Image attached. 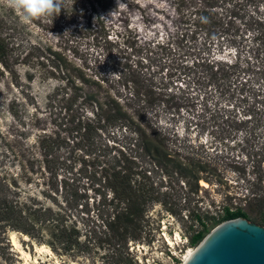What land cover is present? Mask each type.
I'll list each match as a JSON object with an SVG mask.
<instances>
[{
    "label": "rangeland",
    "instance_id": "1",
    "mask_svg": "<svg viewBox=\"0 0 264 264\" xmlns=\"http://www.w3.org/2000/svg\"><path fill=\"white\" fill-rule=\"evenodd\" d=\"M0 46V196L79 231L53 250L48 221L0 228V264H179L225 208L263 225L264 0H64L33 21L0 0ZM114 166L146 196L120 236Z\"/></svg>",
    "mask_w": 264,
    "mask_h": 264
},
{
    "label": "trees",
    "instance_id": "2",
    "mask_svg": "<svg viewBox=\"0 0 264 264\" xmlns=\"http://www.w3.org/2000/svg\"><path fill=\"white\" fill-rule=\"evenodd\" d=\"M111 169V177L107 176L105 178L106 186L113 190L112 200L115 198L118 200L115 208L112 209V214L105 216L104 227L114 236H120V233L127 232V228L134 223V220L141 218L146 196H144L145 190L142 187L134 188L125 181V175L120 168L114 166ZM137 198H140L141 202H136ZM257 199L261 201L260 197ZM236 217L247 218L248 214L241 208L235 210L225 208L224 214L216 221L221 222ZM45 222L48 223V229L52 236V240L48 242V245L53 250L57 248V245L63 248L73 246L74 241L75 243L78 242V228L68 224L66 219H61L58 214L53 213L49 208L35 207L27 202L21 203L19 200L0 196V228L3 231L9 228L23 233L24 236L35 237L33 232L38 228L37 224L42 225ZM262 224L264 225V218H262ZM203 235L204 230L197 232L190 236V242L196 244L202 239Z\"/></svg>",
    "mask_w": 264,
    "mask_h": 264
},
{
    "label": "water",
    "instance_id": "3",
    "mask_svg": "<svg viewBox=\"0 0 264 264\" xmlns=\"http://www.w3.org/2000/svg\"><path fill=\"white\" fill-rule=\"evenodd\" d=\"M183 264H264V226L244 217L225 220Z\"/></svg>",
    "mask_w": 264,
    "mask_h": 264
},
{
    "label": "clouds",
    "instance_id": "4",
    "mask_svg": "<svg viewBox=\"0 0 264 264\" xmlns=\"http://www.w3.org/2000/svg\"><path fill=\"white\" fill-rule=\"evenodd\" d=\"M14 11L22 15L24 21H33L40 18H51L59 15L64 9V0H2Z\"/></svg>",
    "mask_w": 264,
    "mask_h": 264
},
{
    "label": "bare ground",
    "instance_id": "5",
    "mask_svg": "<svg viewBox=\"0 0 264 264\" xmlns=\"http://www.w3.org/2000/svg\"><path fill=\"white\" fill-rule=\"evenodd\" d=\"M201 184V183H200ZM204 185V184H203ZM10 241H11V244L14 248H16V250L18 252H20L23 256H25L26 258L29 257V254L26 252V251H23V250H20L18 249V243H17V240H16V237H15V233L11 232L10 234ZM24 238H27L26 236H24ZM172 241L168 240V243L171 244ZM41 248H44L46 251L50 252V249H48L47 247L45 248L43 245L41 246ZM39 249V248H38ZM42 250V249H41ZM194 248H190L188 247L182 257V260L179 264H183L188 258L189 256L192 254ZM43 251V250H42Z\"/></svg>",
    "mask_w": 264,
    "mask_h": 264
}]
</instances>
